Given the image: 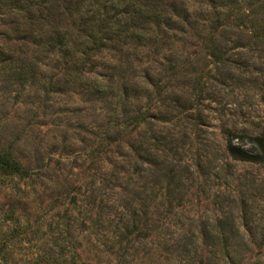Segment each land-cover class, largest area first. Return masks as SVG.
<instances>
[{
    "label": "rangeland",
    "instance_id": "1",
    "mask_svg": "<svg viewBox=\"0 0 264 264\" xmlns=\"http://www.w3.org/2000/svg\"><path fill=\"white\" fill-rule=\"evenodd\" d=\"M100 1L115 4V11L124 10L130 3ZM197 2L190 3L192 12ZM236 3L215 1L218 10H225L220 19L221 29L178 34V39H170L165 46L151 45L148 59L161 84L174 87L170 93L184 83L183 98L193 103L187 114L189 119L184 115L174 119L165 130L161 128L164 132L160 135L166 138L172 129L183 131L190 119L195 125L186 129L190 139L183 141L182 133L174 145L178 150L176 160L186 162L196 178L189 182L195 188L185 192V210H174L185 219L171 218L168 226L159 229L154 203L147 209L140 206L145 197L140 180L151 183L153 179L149 173L141 172L131 191L125 187L126 178L111 179L114 169L109 162L115 158L110 152L117 151L116 145L108 144L99 135L101 132L94 129L100 122L94 125L96 121L89 110L79 114L77 110L85 107L78 105V98L56 95L58 90H67L63 86L54 87L51 95L42 90L37 93L35 88L21 98L20 102L25 104L13 106L14 98L6 103L2 93L5 84L0 80V105L5 102L4 109H0V114H4V118L0 116L2 148L21 162H31L32 168L44 164L51 169L31 180L0 176V264H264V164L229 159L235 168H228L220 163L226 162L219 152L221 147L225 150L220 120L232 119L239 130L247 124L252 132L264 129V47L258 39L264 32V0ZM11 11L17 12L0 4V34L11 38L24 36L10 24L14 21ZM150 28L163 37L155 24ZM48 29L45 27L44 31ZM128 32L122 42L127 44L125 50H132L138 46V38L132 35L131 28ZM137 33L141 34L137 31L134 35ZM226 41L224 59L229 61L223 63L213 52ZM55 68L62 67L54 61L38 73L59 74ZM48 98L61 103H48L45 109ZM69 98L76 99L77 104L68 103ZM137 105L142 112L149 107L146 101ZM159 109L166 108L154 100L150 111L156 114ZM60 112L64 114L56 115ZM177 122L178 128L174 126ZM147 132L148 126L144 125L135 132L124 127L121 142L125 151L130 139L141 140ZM141 162L139 159L138 171L148 168ZM145 189L152 191L149 184ZM224 196H230L229 202L235 201L236 216L245 220L238 223L255 234L247 233L243 242L234 243L239 250L230 256L224 255L219 245L214 246V241L186 243V237H190L186 219L205 213L211 218L217 216ZM134 212L135 219L130 217ZM179 222L186 224L185 229H180Z\"/></svg>",
    "mask_w": 264,
    "mask_h": 264
},
{
    "label": "trees",
    "instance_id": "2",
    "mask_svg": "<svg viewBox=\"0 0 264 264\" xmlns=\"http://www.w3.org/2000/svg\"><path fill=\"white\" fill-rule=\"evenodd\" d=\"M120 1L122 0H118ZM125 1H130L125 9L115 11V4L108 5L109 2L102 3L100 0H0L1 5L16 9L17 12L11 11L14 21L10 24L15 26L16 32L24 35L11 38L0 34L5 37V40L0 38V80L5 84L2 93L6 97V103L14 98L13 106L25 104L20 102L21 98L25 97V93H30L27 90L35 88H38L37 93L42 90L51 95L54 87L63 86L67 90H58L56 95L78 98V105L85 107L77 110L79 114L82 116L89 110L96 121L94 125L100 122L94 129L101 132H98L99 135L104 136L108 144L116 145L117 151L110 152L115 158L113 162H109L114 169L111 179L118 181L126 178V189L137 185L136 175L143 171L149 173L151 181L153 179V184L140 180L144 185L142 194L145 196L140 206L147 209L150 203H154L158 218L156 227L159 229L166 224L168 226L171 218L185 219L184 216L175 214L174 210H185V192L195 188L189 182L196 178L195 172L189 169L186 162L176 160L178 150L174 145L180 140L182 133L183 141L190 139L186 129H189L188 125L190 128L195 125L190 119L183 131L176 132L172 129L166 138L160 135L174 119L183 115L189 119L187 114L193 103L183 98L184 83L169 93L174 87L161 84L148 54L151 45L165 46L170 39H178V34L187 36L191 33L195 35L197 31L221 29L223 25L220 19L225 10L222 12L216 8V0H197L194 12L190 3L195 0ZM224 1L231 2V5L237 4V0ZM113 11L114 15H110ZM151 24H155L162 38L152 31ZM45 27L49 29L44 31ZM130 28L133 30L132 35L138 38V46L125 50L127 44L122 42V37L129 33ZM137 31L141 34L137 33L135 36ZM98 33L102 36H97ZM258 39L261 41L259 44L263 43L264 47V32ZM225 45L227 47V41L218 44L213 52L223 63L229 61L228 58L224 59L227 52ZM54 61L62 67L55 68L60 71L59 74L39 75V70L48 68ZM69 100L71 102L68 103L77 104L76 99ZM154 100L167 110L159 109L156 114H152L150 110ZM140 101L148 103L146 112L138 107L137 103ZM4 103L0 105V109H4ZM48 103L54 105L61 102H52L48 98L45 109ZM63 114L64 112H60L56 115ZM0 116L4 118L3 113ZM220 122V138L225 150L221 147L219 152L226 161L220 163L228 168H235L229 163V159L236 163L264 164V129L252 132V127L247 124L248 128L239 130L232 119ZM60 123L58 121L57 125L60 126ZM141 125L148 126V132L141 140L130 139L125 151L121 142L122 129L133 128L135 132ZM174 126L178 128V122ZM204 158L211 162L208 156ZM139 159L143 165L148 166L147 169H136ZM25 163L0 144V176L31 180L33 177L40 178V173L51 170L49 165L42 164L39 168H32L31 162ZM148 184L151 192L145 189ZM203 186L206 187V184ZM229 199L230 196L222 197L217 216L211 218L205 213L197 218L186 219V231L190 236L186 237V243L198 245L200 240L214 241L213 245H219L224 255L238 253L239 245L234 243L243 242L247 233L252 236L255 231L244 230L245 226L238 223L240 219L242 222L245 220L236 216V203L229 202ZM165 209L166 213H163ZM136 215L134 212L130 217L135 219ZM178 225L181 230L185 229L186 224L179 222Z\"/></svg>",
    "mask_w": 264,
    "mask_h": 264
}]
</instances>
